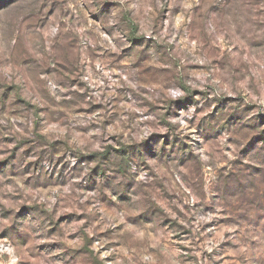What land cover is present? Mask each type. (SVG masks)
I'll return each instance as SVG.
<instances>
[{"label": "rangeland", "instance_id": "obj_1", "mask_svg": "<svg viewBox=\"0 0 264 264\" xmlns=\"http://www.w3.org/2000/svg\"><path fill=\"white\" fill-rule=\"evenodd\" d=\"M0 264H264V0H0Z\"/></svg>", "mask_w": 264, "mask_h": 264}]
</instances>
